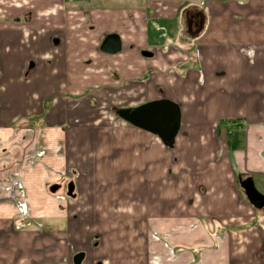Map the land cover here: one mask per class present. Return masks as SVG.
I'll list each match as a JSON object with an SVG mask.
<instances>
[{
	"label": "crops",
	"instance_id": "obj_1",
	"mask_svg": "<svg viewBox=\"0 0 264 264\" xmlns=\"http://www.w3.org/2000/svg\"><path fill=\"white\" fill-rule=\"evenodd\" d=\"M109 34L121 38L117 54L100 50ZM161 99L181 112L176 162L160 161L158 136L111 113ZM39 115L40 125L30 126L28 117ZM103 122L109 127L95 128ZM112 124L122 151L101 168L89 163L76 182L79 194L33 197L32 185L46 190L59 174V138L61 152H76L74 138L83 137L86 152L105 153ZM224 126L242 131L232 151ZM35 140L43 153L29 162L24 157ZM1 147L8 159L0 161V264H74L80 252L83 264H133L126 250L101 258L97 232L127 243L128 225L108 212L128 216L120 200L125 212L106 208L112 195L96 192V185L117 180L111 183L138 190L145 152L152 154L149 168L173 164L186 172L171 181L179 189L169 200L172 224L142 225L173 245L168 250L155 241V260L264 264V208L254 209L238 182L254 173L264 194V0H0ZM15 167L30 195L25 207L15 205L9 187ZM188 184L197 185L193 192ZM135 259L157 264L153 257Z\"/></svg>",
	"mask_w": 264,
	"mask_h": 264
},
{
	"label": "rangeland",
	"instance_id": "obj_2",
	"mask_svg": "<svg viewBox=\"0 0 264 264\" xmlns=\"http://www.w3.org/2000/svg\"><path fill=\"white\" fill-rule=\"evenodd\" d=\"M111 113L113 114L114 118L116 120H123L119 117L117 110H112ZM43 115L39 116H30L29 119V124L32 127H35L37 125H40V121L42 120ZM104 123V122H103ZM99 123L95 128L96 129H106L108 124L110 123ZM225 124V123H224ZM103 125V126H102ZM223 125V124H222ZM80 126V125H79ZM105 127V128H102ZM111 129H109V135L107 137L103 138V142L106 139V142L104 143L105 153H99V154H94V153H89L86 152L88 145L86 144L87 141H84L83 137H77L74 138V142L77 145V151L73 153H65L61 152L62 149V138H59V174L56 176L55 179H53L49 184L47 189L45 190V186L42 184L38 185L37 188H35V185H32L29 189L33 197L36 199L38 196L45 197L49 195H54L62 198H70L67 195V185L70 182L75 183V191L74 194L77 195L80 193L81 189L79 185L76 184V182H79V177L85 174V171L87 170V166L89 163L93 165V169L96 168L98 165V168H101V165L104 163L105 160L111 161L115 157H118L119 153H121L122 149L119 147L120 146V137L115 134L114 127H117L115 124L111 125ZM226 127L227 132V138H228V145H229V150L232 151V147L230 146V143L234 139L235 141H241L242 139V134L241 132L238 131V129H230ZM129 128V127H128ZM131 130V129H130ZM135 136V143L137 142L138 144L140 143L138 137L136 136V133H133ZM97 140V143L99 140H101V137H95ZM129 140H131V137L129 136ZM157 143L159 144V159L161 162L167 161V160H174V162L177 161V147L175 144V141H173L170 144H165L162 142V140L157 137ZM36 142L34 143L33 146L30 145L28 153H26L25 157L29 159L30 161H34L35 158H39L40 155L43 153V151L40 149V140H35ZM69 141L71 142V138H69ZM145 142H147L145 140ZM134 143V144H135ZM149 143V142H148ZM65 146V145H64ZM13 149V148H12ZM73 149V148H71ZM4 150V151H3ZM148 150V149H147ZM88 151V150H87ZM151 153L155 155L157 151L154 149L150 150ZM155 152V153H154ZM170 153V156L168 157V154ZM7 154V149H3V147L0 148V161L2 159L7 160L8 155ZM1 155H5V157H2ZM152 154H147L145 152V158L147 160V169H144L145 173V178L138 180L139 183V188L138 190L134 191L131 186H128L127 190L125 191L123 189V186L120 188L119 185H115L111 182H117V180H111V181H98L99 184L96 185V192L98 193H105L107 194L108 192L110 195H112V198L109 200L108 204L109 206L106 208H110L113 210V207H117L120 209V212H125L123 211V208H120L121 206L119 205V200L120 203L125 205L127 207V216H123L121 214H118L116 212L109 211L108 215L110 219H117L120 220L124 226L128 225L127 229V243L126 242H120V239H115L114 232L112 234V237L110 236L109 232H97V242L99 246L101 247V258L107 257L105 254V251L111 250L114 254H117L119 256L120 252H123L124 250L127 251V256L130 259V263L132 262H138L135 258L139 259L141 257H153L155 260V257H158V252L156 249L155 243L157 241L162 242L167 249L169 248L172 250L173 245H171L170 240L167 239L166 234L154 232L152 230L149 231H144L142 229V225L146 222L151 224L156 221L159 223V225H167L172 224V220L168 218V206H169V200H173L177 192H179V189L177 187V190L174 187V184L171 182L172 180H177V178H180L184 176L186 173L183 171H175V168L173 167V164L170 166H167L166 168L163 167L160 163L159 168L154 165L151 168H149L150 161ZM15 154H11V157L14 158ZM100 156V157H99ZM171 157V159H170ZM231 162L232 164L235 165V159L233 157V154H231ZM26 160V159H25ZM159 161V160H157ZM113 162V161H111ZM110 162V163H111ZM82 166H85V168H82ZM28 167V166H27ZM149 168V169H148ZM5 169H0V171H4ZM20 167H15L11 170V175H13L14 180L9 182V187L12 192L15 193V205H21V206H26V197H29V192H26L22 186V181H21V176H20ZM22 170L21 173H24ZM130 171V169L127 170V173ZM158 171V172H157ZM84 172V173H83ZM185 172V173H184ZM206 174H210L211 171H205ZM183 173V174H181ZM149 175V177H147ZM253 177V180L255 182V186L258 189H263L262 185L260 184V178L258 176H255V174H251ZM53 182H59V184L62 186L61 189H59L55 193H51L49 191V186L53 184ZM190 182V181H189ZM54 185V184H53ZM178 186V184H177ZM197 185H192L188 184L189 189L192 188V192L194 187ZM200 186H198L199 188ZM0 188H4V186L0 183ZM16 188V191H15ZM172 188V189H169ZM44 189V191H42ZM196 191V188H195ZM239 191L241 194L244 196L243 191L240 189L239 186ZM172 192V193H170ZM264 193V190H263ZM173 194V198L172 195ZM8 195V194H7ZM125 196L127 199L125 200ZM13 197V196H12ZM3 200V198L0 195V201ZM28 201V200H27ZM29 202V201H28ZM171 205V203H170ZM120 206V207H119ZM260 214H263V210L259 211ZM33 220L30 221H39L41 222L42 219L41 217H29ZM19 220H23L25 218H17ZM128 220V224H127ZM144 221V222H143ZM153 221V222H152ZM164 222H168L166 224H163ZM156 241V242H155ZM162 249V248H161ZM160 249V252H161ZM113 254V255H114ZM172 256V255H171ZM160 259V258H159ZM154 262H157V264H163L160 263L158 260H155Z\"/></svg>",
	"mask_w": 264,
	"mask_h": 264
},
{
	"label": "water",
	"instance_id": "obj_3",
	"mask_svg": "<svg viewBox=\"0 0 264 264\" xmlns=\"http://www.w3.org/2000/svg\"><path fill=\"white\" fill-rule=\"evenodd\" d=\"M100 50L107 54L119 53L122 50L120 36L118 34L107 35L100 45ZM142 54L145 57L152 55L148 51H144ZM118 115L129 124L158 136L167 145L175 140L180 128V108L171 100L161 99L134 108H122L118 110ZM239 181L245 198L254 209L264 208V194L256 188L253 178L249 176L242 180L239 177ZM60 188V184H54L50 187V191L55 193ZM74 191L75 183L70 182L67 185V195L74 198L76 196ZM84 258V252L76 254L74 264H83Z\"/></svg>",
	"mask_w": 264,
	"mask_h": 264
},
{
	"label": "flooded vegetation",
	"instance_id": "obj_4",
	"mask_svg": "<svg viewBox=\"0 0 264 264\" xmlns=\"http://www.w3.org/2000/svg\"><path fill=\"white\" fill-rule=\"evenodd\" d=\"M247 177H249V176H241V179L242 180H245ZM238 182H240L239 180H238ZM239 186H240V183H239ZM62 187V186H61ZM61 189V188H60ZM240 189L242 190V188H241V186H240Z\"/></svg>",
	"mask_w": 264,
	"mask_h": 264
},
{
	"label": "trees",
	"instance_id": "obj_5",
	"mask_svg": "<svg viewBox=\"0 0 264 264\" xmlns=\"http://www.w3.org/2000/svg\"><path fill=\"white\" fill-rule=\"evenodd\" d=\"M117 112H118V110H117Z\"/></svg>",
	"mask_w": 264,
	"mask_h": 264
}]
</instances>
